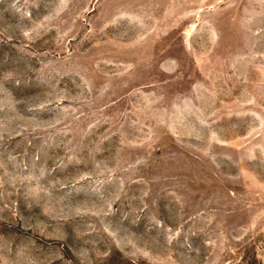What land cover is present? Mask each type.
Returning a JSON list of instances; mask_svg holds the SVG:
<instances>
[{
    "label": "rangeland",
    "instance_id": "rangeland-1",
    "mask_svg": "<svg viewBox=\"0 0 264 264\" xmlns=\"http://www.w3.org/2000/svg\"><path fill=\"white\" fill-rule=\"evenodd\" d=\"M0 264H264V0H0Z\"/></svg>",
    "mask_w": 264,
    "mask_h": 264
}]
</instances>
